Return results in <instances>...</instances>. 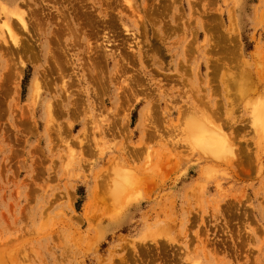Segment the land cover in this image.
Here are the masks:
<instances>
[{
    "label": "rangeland",
    "instance_id": "374dc122",
    "mask_svg": "<svg viewBox=\"0 0 264 264\" xmlns=\"http://www.w3.org/2000/svg\"><path fill=\"white\" fill-rule=\"evenodd\" d=\"M0 18V264H264V0H0Z\"/></svg>",
    "mask_w": 264,
    "mask_h": 264
},
{
    "label": "bare ground",
    "instance_id": "6f19581e",
    "mask_svg": "<svg viewBox=\"0 0 264 264\" xmlns=\"http://www.w3.org/2000/svg\"><path fill=\"white\" fill-rule=\"evenodd\" d=\"M129 2H130V0H128ZM132 7V6H131ZM3 9L5 10V11H10L11 10V8L9 7V6H7V5H3ZM13 11V10H12ZM16 11V10H15ZM23 12V11H22ZM12 13V12H11ZM24 14H25V12H23ZM134 13V12H133ZM132 13V14H133ZM15 15H17L19 18V22H20V24H21V26L23 27V29L24 30H26V31H30L29 29L31 28V27H29L30 25V22H29V20H27V18H25L26 16H24L23 14H18V13H14ZM11 15V14H10ZM7 16V15H6ZM3 17V16H2ZM12 17V16H11ZM133 17V16H132ZM141 17V16H140ZM4 18V17H3ZM0 19H2V18H0ZM14 18H12V23H13V20ZM11 21V20H10ZM4 25H6V24H4ZM8 25V24H7ZM7 25H6V28H8L7 27ZM10 26L12 27V25L10 24ZM6 28H4V31H7V30H5ZM13 28V27H12ZM10 29L11 28H9L8 29V31H10ZM15 29V28H14ZM13 29V30H14ZM37 30V29H36ZM3 32V31H2ZM31 32V31H30ZM6 33V32H5ZM7 34V33H6ZM10 35V34H9ZM3 36H5V34H3ZM13 36V35H12ZM11 36V37H12ZM13 38V37H12ZM15 39L16 38H18V36L17 37H14ZM19 39V38H18ZM18 39H16L17 41H18ZM10 41V40H9ZM16 41V42H17ZM15 41H14V43H16ZM18 44V43H17ZM20 44V43H19ZM22 46V45H21ZM52 46V45H51ZM62 48V47H61ZM104 48V47H103ZM106 48V47H105ZM50 50V49H49ZM106 51L107 50H109V49H105ZM111 51V50H110ZM55 62V61H54ZM243 77V76H242ZM38 79V78H37ZM242 79V78H241ZM244 79V78H243ZM38 82V81H37ZM36 82V83H37ZM243 82V81H242ZM241 82V83H242ZM246 82V81H245ZM244 82V83H245ZM242 85V84H241ZM246 85V84H245ZM38 87H36V89H35V93L33 94V103H35V101H36V97H37V95H38V92H39V83H38V85H37ZM244 87V86H243ZM243 89V88H242ZM242 89H240V90H242ZM247 89V88H246ZM247 91V90H246ZM262 106V105H261ZM47 107H48V112L49 113H47L48 115L50 114V113H52L53 112V110H52V106H51V103H49V104H47ZM46 107V108H47ZM50 108H51V110H50ZM50 111H52V112H50ZM150 113V112H149ZM148 113V114H149ZM151 114V113H150ZM255 117H256V124H259L260 126L262 125V123L264 122V110H263V108L262 107H260V108H256V111H255ZM50 116V115H49ZM51 117H53L52 115L50 116V118ZM196 117V116H195ZM192 118V117H191ZM51 120V119H50ZM192 120V119H191ZM196 120H198V119H196L195 118V122H196ZM199 121V120H198ZM202 121V120H201ZM201 121L199 122V123H201ZM203 122V121H202ZM51 123V122H50ZM53 123V122H52ZM194 123V122H193ZM194 124H197V123H194ZM203 124V123H202ZM201 124V125H202ZM50 125V124H49ZM190 125V124H189ZM204 125H206V124H204ZM53 126V125H52ZM193 126V125H192ZM199 128L201 127V126H198ZM203 127V126H202ZM207 127H210L209 125L207 126ZM206 126L205 127H203V130H204V132L202 133L201 132V130H197V133L199 134V132H200V134H201V137H200V135L198 136V137H200V138H196V136H195V138H196V140H198L197 141V143H199L200 145L199 146H201V147H204L202 150H204V152H205V150H207L208 149V151L210 150L211 152H216V157H221V158H223V156H226L227 154H229L230 153V150H229V148H228V146H227V143H226V141L224 140V138L223 137H219V135H221V134H218V133H215V130H212V129H214V128H212V129H208ZM189 128V127H188ZM194 128V127H193ZM195 129V128H194ZM193 129V130H194ZM196 129H198V128H196ZM195 129V130H196ZM190 131H192V129H190ZM199 131V132H198ZM188 132V131H187ZM196 133V134H197ZM189 135H190V133H188ZM192 134H193V132H192ZM192 136V135H191ZM223 136V135H222ZM190 139V138H189ZM194 139V138H193ZM83 140H84V138H83ZM192 141V140H191ZM229 142V141H228ZM198 145V144H197ZM196 145V146H197ZM198 147V146H197ZM200 149V148H199ZM214 154V153H213ZM233 155V154H232ZM218 157V158H219ZM226 158V157H225ZM121 180H120V182H119V189H122V188H124L125 186H129V185H127L128 183H129V176H128V174H126V173H123V175H121ZM115 184V183H114ZM115 192V190H112V192ZM114 194V193H113Z\"/></svg>",
    "mask_w": 264,
    "mask_h": 264
}]
</instances>
